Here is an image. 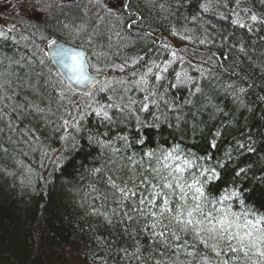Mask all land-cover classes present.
Wrapping results in <instances>:
<instances>
[{
	"label": "snow or ice",
	"instance_id": "1",
	"mask_svg": "<svg viewBox=\"0 0 264 264\" xmlns=\"http://www.w3.org/2000/svg\"><path fill=\"white\" fill-rule=\"evenodd\" d=\"M88 2L97 8L95 27H92L91 20L79 23L58 20L59 30L67 32L71 40L60 43L57 39L49 40L41 36V43L54 49L52 57L58 71L53 72L46 60L39 58L38 52H44L45 56L48 53L34 39L32 44L36 51L29 48L27 53L0 55V68H3L0 71V136L6 127L10 133L7 137L10 144H22L33 152L39 148L42 157L53 159L57 166L65 159L64 149L69 146L76 148L77 137L83 132H88L86 138L90 144L98 145L101 150H111L109 159L99 167L86 170L92 181L85 193V199L90 201L86 215L99 218L110 228L120 229L122 235L132 241L129 246L131 251L129 247L115 249L122 261L138 264H264V213L248 207L242 199L243 190L235 186L225 189L218 197L207 189L211 182L220 179L218 168L224 169L226 162L233 159L231 150L225 153L224 161H217L216 166L194 165L179 145L167 150L146 151L138 161L134 158L135 153L120 156L122 149L106 138L107 133L88 131L87 121L92 115L102 126L113 124L117 116L126 120L135 119L138 129L155 126L142 121L139 114L149 112L152 106H157L158 101L164 99V95L155 90L157 84L166 78L164 74L174 63L183 62V57L172 50L173 46L162 39L156 50L168 52L170 56L162 65L155 60L145 64L146 55L139 53L117 63L113 57L119 58L121 51L135 48L137 41L143 39H150L156 45L157 37L153 31L141 35L137 30L143 27V17L133 11L132 0ZM148 2L154 3V0ZM242 2L235 0V7L230 10L231 24L248 32H252L256 24L264 25V14L257 15L247 7L240 8ZM260 3L264 5V0H260ZM54 5L61 9L80 6L78 0H51L43 7L34 9L37 18L46 17ZM159 7L167 11L164 4ZM224 7L228 8V0H225ZM200 8L209 11L204 3ZM241 12L246 14V19L241 17ZM219 16L221 19L227 18L224 13H219ZM198 17L199 13L191 19L196 21ZM106 18L115 23H108L107 31H102L101 25ZM164 18L167 19V16ZM43 22L47 26L46 18ZM200 27L206 37L207 29L203 25ZM10 31H0V41L20 43L9 35ZM184 31L191 30L186 28ZM170 35L179 36L181 40L192 39L179 32L175 25L171 26ZM22 39L28 40L29 37ZM105 39L106 45L100 43ZM228 39V36L223 37L224 42ZM198 42L201 45L212 43L206 38ZM24 47L28 48V45ZM105 47L107 51L103 50ZM231 47L235 48L236 45ZM113 48L115 51H111ZM238 51L246 55L243 43ZM223 58L226 60L228 57ZM102 61L104 68L97 66ZM37 65L40 70H37ZM140 68L145 70L139 71ZM105 69L119 75H106ZM175 77L176 83L169 85L172 89L195 83L186 73L176 72ZM152 80L157 84H153ZM81 89L83 100L80 99ZM133 91L142 93L143 99L130 96L129 93ZM245 91V88H239V92ZM201 92V87L197 85L190 95ZM96 93L105 94L106 100L101 102ZM184 103L191 104L192 100H185ZM165 105L168 106L167 101ZM169 107L177 112L176 127H179L184 120L179 114V106L173 104ZM155 120H160V117H155ZM49 129L63 146L61 153L54 157L49 156V148L42 139ZM215 136L219 137L220 132L217 131ZM115 140L120 141L124 149L131 147L127 135H117ZM135 143L143 144L144 139H137ZM211 147H216L215 139L211 141ZM238 147L244 149L246 146L239 144ZM0 151L7 153L8 148L0 143ZM50 151L56 152L55 149ZM247 151L253 152L254 149L249 145ZM117 158L128 163H119ZM145 159L149 162L147 167L144 166ZM205 159L210 161L212 157H196L198 161ZM153 160L156 166H152ZM249 170V167H239L235 170V176L240 178ZM235 202L240 205L239 211L233 209ZM84 206L82 203L81 207ZM140 237L147 241L146 245L141 243ZM96 240L100 246L108 249V253L104 257L93 256V260L98 264H107L112 245L117 240L108 241L106 237H96Z\"/></svg>",
	"mask_w": 264,
	"mask_h": 264
},
{
	"label": "trees",
	"instance_id": "2",
	"mask_svg": "<svg viewBox=\"0 0 264 264\" xmlns=\"http://www.w3.org/2000/svg\"><path fill=\"white\" fill-rule=\"evenodd\" d=\"M19 2L29 8L34 6L41 8L51 0H19ZM224 2L225 0H180V2L154 0V3H149L148 0H132L133 11L143 17V27L137 30L141 35L153 31L157 42L153 45L150 39L138 40L135 48L121 51L119 58L113 57L116 62L120 63L127 56L139 53L146 55L145 64L155 60L162 65L163 61L170 59V56L168 52L156 50L161 40L170 43L173 46L172 50H176L177 53L180 52V46L184 41L179 36L170 35V28L175 25L184 35L196 40L206 38L212 41V43L200 44V47L190 51V54L195 55L199 54L201 49L202 57L198 64H194L188 55L187 45L185 48L186 55L192 60L190 65L194 64L191 66L194 73L190 77L195 83L182 86L195 91V86L198 85L202 92L193 96L191 104L179 106V114L184 117L179 127L138 129L130 121L119 116L116 117L114 124L102 126L92 115L88 118L87 128L92 133H107L106 138L113 140L114 145L122 149L120 156H132L135 153L134 158L138 161L146 152L144 148L158 144L166 145V150L179 145L194 165L204 166H216L217 161H224L225 153L231 150L233 159L226 162L224 169L218 168L221 172L220 179L211 182L207 186L208 191L218 197L225 189L235 186L243 190L242 199L248 207L258 213H264V180L261 179L264 178V39H262L264 25L256 24L252 32L232 25L230 10L235 7V0H228V8L224 7ZM78 3L79 8L73 6L61 9L54 5L45 17L47 26L43 21L37 23L24 19L12 20L10 27L0 25V31L8 32L10 29L9 35L20 41L18 44H13L12 40L0 41V49H2L0 55L27 53L29 48L36 51L32 44L33 39L43 48L41 36L48 39L58 38L64 42L71 40L72 37L67 32L59 30L58 20L65 23L91 20L92 27H95L94 16L97 8L90 5L87 0H78ZM201 3L206 4L209 11H203L200 8ZM160 4H164L167 11L161 9ZM248 6H253L257 15L264 14V5H261L260 0H243L240 8ZM197 13H199L198 19L192 21L191 18ZM219 13H224L227 18L221 19ZM240 15L244 19L247 18L243 12ZM165 16L167 19L164 18ZM108 23L115 21L106 18L101 25L102 31H107ZM200 25L207 29L206 37ZM186 28L191 31L185 32ZM25 36L29 39H22ZM225 36L229 37L227 42L223 41ZM190 41L187 40L188 43ZM100 43L106 45L107 40ZM241 43L244 44L246 55L238 51ZM25 44L28 48L24 47ZM233 44L236 45L235 48L231 47ZM85 48L87 50V46ZM150 48L153 51L149 52ZM103 50L107 51L106 47ZM111 51H115V48ZM213 53L216 55L212 56ZM37 55L45 59L51 67L44 52H38ZM224 56L228 58L225 60ZM4 65L7 66V60L4 61ZM97 66L104 68L105 65L102 61ZM2 70L3 68H0V71ZM37 70H40L39 65ZM144 70V68L139 69V71ZM176 72L178 71L173 64L169 72L164 75L171 74L176 80ZM105 73L119 75V73H111L108 69H105ZM186 74L189 76L188 71ZM243 77L246 79H242ZM171 83L173 82H167L168 91L164 93V97L173 92L169 87ZM241 87L246 91L239 92ZM161 91L162 88L157 92L161 93ZM96 95L101 99L104 94L96 93ZM141 96L143 97L142 93ZM80 99L83 100L84 97L80 96ZM162 105L163 100H159L157 107L161 109ZM157 114L164 117L161 111ZM173 120L172 124H176V119ZM217 131L220 132L219 137L215 136ZM9 134V130L5 127L4 134L0 136V143L8 148L7 153L0 151V264H44V260L50 257L48 251L57 254L56 258L60 264H98L93 260V256L104 257L108 249L100 246L96 237H106L108 241L117 240V243L112 245L107 264H138L134 261L119 260V254L115 249L129 247L132 244L127 236L122 235L120 229L110 228L99 218L86 215L87 203L90 201L85 199V193L92 182L86 170L99 167L111 157V150H101L98 145L90 144L86 138L88 132H83L77 137L76 148L69 146L64 149L65 159L57 166L53 159L42 157L41 152L35 151L31 154V151L22 144H10L7 138ZM117 135H127L131 147L124 149L122 143L115 140ZM141 137L145 139L139 146L135 141ZM42 139L49 148L50 157L61 153L63 146L50 129L44 133ZM213 139L216 141L215 148L211 147ZM239 144H244L246 147L239 149ZM249 145L254 149L253 152L247 151ZM50 149H55L56 152L52 153ZM24 151L27 152L26 155ZM208 156L212 157L210 161L196 160V157ZM117 160L119 163H128L119 158ZM148 164L145 159L144 166L147 167ZM239 167H249L250 170L246 175L237 178L235 170ZM82 203L84 207H81ZM233 209L240 210L238 202L233 203ZM24 229H29L30 235H25ZM140 240L142 244H147L143 237H140ZM36 243L38 247L34 246ZM31 248H36L41 254L31 256ZM73 248L79 252L68 257L74 251ZM131 250L132 248L129 247V251Z\"/></svg>",
	"mask_w": 264,
	"mask_h": 264
},
{
	"label": "bare ground",
	"instance_id": "3",
	"mask_svg": "<svg viewBox=\"0 0 264 264\" xmlns=\"http://www.w3.org/2000/svg\"><path fill=\"white\" fill-rule=\"evenodd\" d=\"M35 8L32 7V9ZM39 8V7H38ZM247 8H250L252 12H255V8L253 6H248ZM199 39L197 38H192L190 43L187 42V40H184L182 41V45L180 46V52L178 53L179 56L183 57V62L181 61H177L175 64V67L177 69L178 72L184 74L188 71V75L189 76H192L194 71H193V68L191 66H193L194 64H198L201 60V57H202V52H201V49L199 51V54H195V55H192L190 54V51H192L194 48L196 47H200V44H199ZM186 45H187V51H188V55L192 58L193 60V65H190V63L192 62V60L186 55L185 53V48H186ZM198 70V69H197ZM165 79L160 82L159 84H157L156 81L152 80V83L153 84H157V87H156V91L160 90L162 88V91L161 93L164 95V93H166L168 91V88H167V82H173V83H176V80L173 79L172 75L171 74H168V75H165ZM162 85V86H161ZM172 89V88H171ZM172 93L166 97H164L163 99V105L161 106V109H159L160 107H157V106H154L152 109H150L149 112L147 113H140V119L142 121H145L147 124H154L155 126H153L155 129H158L159 127L161 126H165V127H174L176 126V124H172V122H174V118L175 116L177 115V112L176 111H171L170 110V107L171 105L175 104L176 106H181V105H185L184 101L185 100H188V99H191L193 98L194 95H190V91L191 92H194L193 90H191L190 88H187V87H184V86H180L178 88H175V89H172ZM130 96H132L133 98L135 99H138V100H142L143 97L141 96V93L138 92V91H133V92H130L129 93ZM104 100H106V96L105 94L102 96L101 98V102H104ZM165 101L168 102V106L165 105ZM193 101V100H192ZM188 105V104H186ZM161 111L163 114H164V117H160L157 113ZM158 115V116H157ZM155 117H160V120L156 121L155 120ZM165 117L167 119H165ZM127 121V120H126ZM130 121V123L132 125H134L135 128H138L137 125H136V121L135 119H132V120H128ZM115 123V122H114ZM113 123V124H114ZM171 125V126H170ZM146 128V127H144ZM143 139H145V137H141ZM140 139V138H139ZM137 145H141L139 143H136ZM23 147L27 148L28 150H30L28 147L22 145ZM58 147H56L57 149ZM167 146L166 145H162V144H158L157 146H154V147H151V148H144L145 151H149V150H158V149H165L166 150ZM143 149V150H144ZM21 151V150H20ZM31 151V150H30ZM22 152V151H21ZM33 151H31V154H32ZM37 152H41V150H37ZM23 153H27V152H23ZM26 155V154H24ZM154 161V160H153ZM151 163H154V165L156 166V162H151ZM149 165V164H148ZM152 165V166H154ZM2 172H4V170H2ZM1 172V173H2ZM23 233L25 235H30V230L29 229H24L23 230ZM34 236V235H33ZM32 239V238H31ZM35 247H38V243H36L34 245ZM75 248V247H74ZM73 248V250H74ZM50 249H53V248H50ZM42 250H44V248H42ZM47 251V250H46ZM79 252V250L75 249L74 251H72L68 257H72L73 255H76L77 253ZM41 254V252H38L36 250V248L32 249L31 248V256H33V254ZM48 254H50V257L48 259H45L44 260V264H60L58 261H57V254H54V253H50L48 251ZM38 256V255H37ZM42 256V255H40ZM116 257V255H114ZM34 257V256H33ZM33 257L31 259H33ZM118 258V257H117ZM85 259V258H84ZM120 260V259H119Z\"/></svg>",
	"mask_w": 264,
	"mask_h": 264
},
{
	"label": "rangeland",
	"instance_id": "4",
	"mask_svg": "<svg viewBox=\"0 0 264 264\" xmlns=\"http://www.w3.org/2000/svg\"><path fill=\"white\" fill-rule=\"evenodd\" d=\"M88 1V0H87ZM26 7L19 0H0V25L10 27L12 20L24 19L29 22H42L45 17L37 18V12Z\"/></svg>",
	"mask_w": 264,
	"mask_h": 264
},
{
	"label": "water",
	"instance_id": "5",
	"mask_svg": "<svg viewBox=\"0 0 264 264\" xmlns=\"http://www.w3.org/2000/svg\"><path fill=\"white\" fill-rule=\"evenodd\" d=\"M58 40V39H57ZM59 41V40H58ZM60 43H64V42H61V41H59ZM45 47H46V52L48 53V58H49V61L51 62V64H52V66H53V68L56 70V71H58V69L55 67V60L53 59V57H52V54H53V51H54V49L52 48V46L51 45H45ZM81 92H83V89H81Z\"/></svg>",
	"mask_w": 264,
	"mask_h": 264
}]
</instances>
